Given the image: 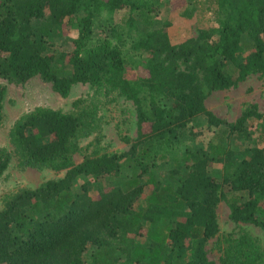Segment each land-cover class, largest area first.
Listing matches in <instances>:
<instances>
[{"label": "trees", "instance_id": "16d2710c", "mask_svg": "<svg viewBox=\"0 0 264 264\" xmlns=\"http://www.w3.org/2000/svg\"><path fill=\"white\" fill-rule=\"evenodd\" d=\"M185 1L204 7L216 27L171 45L151 23L165 0H0L1 80L24 85L39 77L62 98L78 84L117 93L132 103L137 124L135 141L124 139L128 152H94L77 165V143L98 128L81 101L76 113L37 107L13 124L0 178L13 156L20 170L66 173L7 196L0 264H88L89 248L99 250L91 264H217L206 245L219 234L220 202L233 223L264 235V116L250 105L229 123L205 107L212 93L264 76V0ZM62 39L67 51L55 52ZM128 68L145 76L131 79ZM5 97L0 85V123ZM252 121L259 125L249 131ZM204 130L212 136L203 146L196 139ZM82 176L90 180L74 191ZM143 228L149 243L130 241ZM217 248L219 264H264V250L245 233Z\"/></svg>", "mask_w": 264, "mask_h": 264}, {"label": "rangeland", "instance_id": "374dc122", "mask_svg": "<svg viewBox=\"0 0 264 264\" xmlns=\"http://www.w3.org/2000/svg\"><path fill=\"white\" fill-rule=\"evenodd\" d=\"M156 11L153 21L154 29H164L168 35L171 45H178L188 39L195 38L199 30L216 27L210 13L206 12L202 6H194L185 0H165ZM121 13L115 14L114 20L121 18ZM77 33L75 31L67 35L68 39H74ZM54 51L65 53L67 51V41L56 40ZM127 76L136 79L145 76L140 69H127ZM0 85L6 88V97L3 103V119L0 123V150L11 151L9 142V132L13 124L24 114L33 111L37 107L50 108L60 111L64 114L76 113L77 109L74 102L81 101L85 110L95 111V118L98 121V128L88 138L80 139L77 143V149L73 154L75 165L80 164L84 158L90 157L94 152L100 154L120 155L128 152L130 145L124 139L128 138L135 141L137 137V124L135 109L132 103L119 97L117 93L105 96L101 90L98 91L88 85H75L72 87L68 98H62L55 93L50 84L44 83L39 77L32 78L24 85H10L0 79ZM250 105H255L257 111L264 116V76L252 75L236 88L226 91L212 93L205 101V107L217 118L229 123L235 122L242 110ZM259 121L249 123V131L257 128ZM151 122L143 125V133H149ZM198 129V128H197ZM193 130L194 132L198 131ZM196 139V143L207 144L212 134L204 130ZM255 134L252 139H257ZM251 139V140H252ZM251 140L243 141L245 147L251 146ZM241 144V142H240ZM259 147L264 149V140ZM213 172H221V165L214 164ZM66 171L55 172L49 169L20 170L15 156L12 157L8 169L0 178V209L3 207L7 196L14 195L21 190H36L40 185L52 181L60 180L65 176ZM220 174V173H219ZM214 176H219L214 175ZM88 177L81 178V182L73 187L74 191H79L80 184L86 183ZM103 183L107 180H103ZM118 185V182L105 185L103 191ZM97 187V185L95 186ZM81 191V190H80ZM79 191V192H80ZM227 193L226 186L222 190ZM92 196H97V188L89 191ZM217 220L219 225V234L216 238L209 240L206 245L207 257L209 260L219 264L220 251L217 245L221 240L232 236L237 237L240 234H247L254 239L264 250L263 232L251 224H235L229 219V210L224 202L217 206ZM132 242L145 246L149 243L147 239V229H141L136 236L129 235ZM99 250L89 248L86 251L88 264L97 259Z\"/></svg>", "mask_w": 264, "mask_h": 264}]
</instances>
